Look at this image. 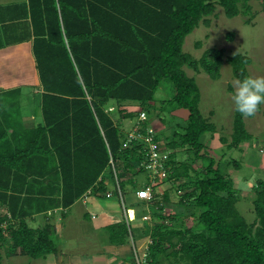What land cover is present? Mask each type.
I'll return each mask as SVG.
<instances>
[{
    "label": "trees",
    "instance_id": "16d2710c",
    "mask_svg": "<svg viewBox=\"0 0 264 264\" xmlns=\"http://www.w3.org/2000/svg\"><path fill=\"white\" fill-rule=\"evenodd\" d=\"M248 1L22 0L0 5V50L31 43L40 83L34 102L41 115L33 128L19 132V121H11L0 99V251L10 256L19 250L31 259L57 254L51 221L56 212L63 221L87 192L98 198L120 192L124 207V196L150 186L153 196L147 201L156 213L151 215L146 264H264V181L254 187L255 219L248 223L237 210L240 195L227 168L208 157L209 147L201 141L214 134L215 125L201 114L197 84L183 70L187 66L213 80L220 77L223 50L210 48L192 60L182 51L184 39L199 23L208 25L217 5L233 18L241 12L239 3H244L242 13L250 9ZM226 61L237 80L249 77V58L236 54ZM162 82H169L173 93L162 101L161 111L169 105L187 118L186 126L166 141L150 125ZM9 92L16 93L20 108L21 88L0 93V98ZM141 112L146 119L138 121ZM254 115L234 108L228 150L252 140L244 118ZM147 128L153 129L155 143H164L159 162L165 180L183 191L176 204L195 209L199 231L176 229L178 216L163 213L171 200L167 191L161 198L154 193L159 184L146 168L147 144L128 141L130 134L145 137ZM180 150L192 153L202 171L191 160L179 161ZM234 166L239 164L234 161ZM140 174L147 181L140 183ZM37 218L43 220L34 227ZM129 228L124 219L106 226L108 243L126 244Z\"/></svg>",
    "mask_w": 264,
    "mask_h": 264
},
{
    "label": "rangeland",
    "instance_id": "374dc122",
    "mask_svg": "<svg viewBox=\"0 0 264 264\" xmlns=\"http://www.w3.org/2000/svg\"><path fill=\"white\" fill-rule=\"evenodd\" d=\"M19 1L22 0H0V5ZM208 1L216 2L217 0ZM243 4L244 3L242 2L239 3V9L241 12L233 18L226 17L223 8L217 5L215 16L207 18L209 19L208 25L201 22L189 35L186 36L183 42L182 51L185 54L190 55L192 60H198L203 53L210 48L223 50L224 61L219 71L220 77L217 80L211 79L202 71L196 73L187 66H184L183 70L185 74L188 77L193 78L197 84L200 92L199 110L201 114L205 119L215 125V132L212 136L205 134L201 137V141L205 146L209 147L207 150V153L209 154L208 157L213 158L215 163H219L221 167L227 168L226 172L230 176L234 187L238 190L240 195V199L236 205L237 210L244 219L250 223L255 219V214L252 208V200L255 196L254 187L257 180L260 179L264 181V104H261L260 110L255 112L253 118H244L245 128L252 136V140L240 144L233 150H228L226 148L233 132L232 122L235 105L232 96L235 91V81L237 80L233 76L231 65L226 59L236 54L243 55L250 60L247 65L249 77H264V0H249L247 4L250 6V9L246 8L245 13H242L244 10V7H242ZM19 47L20 46H11L0 50V93L21 88V91H23L19 101L21 107L19 108L15 105L17 95L14 92H9L0 99L3 100V105L8 111V115L12 122L19 120L21 112L22 114L35 112L36 120L39 121L40 112L37 110L33 94L28 89L22 88L29 82H34V77L37 76V71L35 68L34 70L30 69L33 60H31L29 52L25 53V51H27L26 49L29 51V47L23 46V53L19 52ZM172 93V85L169 82H162L155 92L154 100L152 102L155 108H152L153 114L150 125L157 131V133L161 132L159 134L164 138V141H166V138L171 139L174 130H182V128L186 126L187 121L186 116L178 115L180 114L178 110L172 112V109L170 110L171 106L169 105L166 106L165 110L161 111L163 106L162 101L170 99ZM110 105L112 106L109 110L112 111V107L115 106V103L113 105V102H111ZM157 115L162 116L163 121H161ZM113 116L115 117L116 114L113 113ZM128 124L130 123L125 122L124 125L128 126ZM221 138L226 140V144L223 143ZM160 146V151L165 149L164 143L160 142ZM169 152L170 150H166V153ZM177 153L179 161L191 160V166L197 171H202L200 161H196L192 153L185 154L182 150ZM148 158H150V156H148ZM234 161L239 164V167L234 166ZM227 162H229V165ZM226 165H228V167H226ZM147 170L149 172V177H153L155 183L159 184L154 191L155 195L161 198L164 191H167L169 194L171 203L165 204L163 213H173L178 216L174 221V228L181 230L193 228V230L199 231L200 229L198 222L196 221V216H193L195 209L192 206L187 207L176 204L183 191H177L176 185L171 186V183L165 180V169L160 166V163L154 168V170ZM146 178L147 175L145 174H140L138 177L140 183L147 181ZM184 182L185 180L181 183ZM128 196L129 195L124 196V204L126 207H128L129 204ZM152 196L153 192H151V198ZM131 197L133 196H130V198ZM148 201L140 200V202H143V204H141L142 207L138 204L139 211L144 217L139 228L136 227V222L129 223V229L135 240V250H137L135 252H137L140 259L144 253L143 251H145V248L149 243L148 233L153 225L151 215L156 213L154 204L149 203ZM145 204L147 205L148 210L146 209ZM79 205L80 203H77L75 206L71 207L70 218L64 220V225L66 224L65 229L73 237L66 238L69 242L65 241L64 243L67 242L66 244H68L65 245L61 237L62 234L60 236L57 235L56 244L59 249H62V251L67 250L64 253L75 250L73 251L74 253L80 255L83 254V258L87 259L90 255L87 256L84 254L91 252L92 249H95L94 247H98V249L101 248L102 241L104 242V245L109 244L107 240L108 234L104 230L103 234H101V232H91V230L87 228V224H89L87 222H90L88 219H84L83 222H80L77 214H75L77 208L80 207ZM152 208H154V210ZM146 211H148L147 214ZM128 215L130 218L132 217L134 219V211L132 209H129ZM117 219H122L121 213L118 214ZM62 222V220L54 222L55 228L57 227L61 233H63V230H61L63 227L61 225ZM31 225L34 226L33 224ZM139 233L142 237L140 239H138ZM94 238L99 239L97 246L96 243H93L95 242ZM9 241L8 234H5V239L3 241L5 247H8ZM127 243L129 245L127 246V250L123 249L122 252L129 251L131 254L135 253L132 248L133 243L129 238ZM64 246L67 247L63 248ZM81 249L84 251L78 252V250ZM106 250L109 251V248ZM107 251L104 253H107ZM0 254L2 256L1 264H50L51 259H53L52 264H70V262H72L69 256L62 255L59 251L57 254H54V256L52 254L48 255L44 262H42V258L31 259L20 255L19 250H17L16 254L8 256L5 253V250L2 249ZM132 255L134 257V254ZM135 261L137 262L136 258ZM141 264H146L145 256H143ZM180 264H184V262H180Z\"/></svg>",
    "mask_w": 264,
    "mask_h": 264
},
{
    "label": "crops",
    "instance_id": "0c3cea01",
    "mask_svg": "<svg viewBox=\"0 0 264 264\" xmlns=\"http://www.w3.org/2000/svg\"><path fill=\"white\" fill-rule=\"evenodd\" d=\"M18 46H20L19 52H22V53L24 50L22 48L23 46L29 47V51H28V49H26L27 51H25V53L29 52V56H31L30 58H31V60H33L32 66H31V68L30 67L29 68L31 70H34L35 63H34V58H33V54H32L31 43H22V44L12 46V47H18ZM32 72H34V71H32ZM22 88L28 89L33 94V96L35 97V95L40 92V83H39L38 75L36 77H34V82H29L28 84H26V86H23ZM37 110L40 112L39 108H37ZM179 113H180V114H178L179 116H181V115L186 116V113H184L182 111H179ZM18 121H19V124L17 126V129L19 132L22 131V129L23 130H29L41 121V115H40V120L37 121L35 112L26 113V114H22V112H21V115H20ZM124 126L126 127V125H124ZM9 136H10L9 138H10V140H12V142H13V140L16 141V139L13 138V134L12 135L9 134ZM26 167H29V162L27 163ZM130 196H133V197L130 198ZM128 198H129L128 207H126L125 205L123 207L121 205L118 197L115 195H111L110 197L105 196V198H98V197L92 196L89 192L87 194L86 198L84 196H82V198H80L77 202H75L71 207L75 206L77 203H80V205H79L80 207L77 208L75 214H77L80 222H83L84 219L90 220V222H87V223H89V224H87L88 225L87 228H89L91 230V232H97V233L101 232V234H103L104 233L103 230L105 231L106 226L120 222V221H122V219H124L125 221H128L129 223H135L136 222V227L139 228L141 221L144 220V217H143L142 213L139 211V208H138L139 205L138 204L141 205V204H143V202H140V200L137 199L136 193L130 194L128 196ZM71 207L68 209L67 216L65 219H63V222L61 224L63 226L61 228V230H63V233H61V231H59L58 228L56 227V233H57L56 235L60 236L62 234L61 237H62L63 243L65 241H68V239H66V238L73 237L65 229L66 224L64 225V220H68L70 218ZM141 207H142V205H141ZM147 208L148 207L146 205V209ZM129 209H132L134 211V219H130V217L128 215ZM147 212L148 211H146V214H147ZM120 213L122 214V219L118 220L117 217H118V214H120ZM147 219H148V217H147ZM42 220H43L42 218H37L36 220H33L31 222V224H33L34 227H37L39 224L42 223ZM51 221L53 223L56 221H60V216L58 215L57 212L55 213V217L52 218ZM132 237L133 236L129 237V239L133 243L132 248L135 252L137 250H135L136 249L135 248V240ZM140 238H142V237H141V234L139 233L138 239H140ZM98 240H99L98 238H94L95 242H93V243H96V246L98 244ZM66 243H64V244L68 245ZM101 243H102L101 248L98 249V247H94L95 249H92L91 252L84 254L87 256L90 255L87 259L83 258V254L80 255L78 253H74L73 251H75V250L64 253L67 250L62 251V249L58 248V251L61 252L62 255L70 257V260L72 261V262H70V264H136V262H134V261H135V253L137 255V252L132 253V254H134V257L131 254V252H129V251L122 252L123 249L127 250V246H129L128 243H126L124 245H111V244L104 245L103 241ZM66 247L67 246H64L63 248H66ZM107 248H109L110 252L106 250ZM110 248H112V249H110ZM83 251H84L83 249L78 250V252H83ZM105 251H107V253H104ZM52 255L54 256V254H52ZM47 256L42 258V262L45 261ZM142 257H143V254H142ZM52 263H53V259H51L50 264H52Z\"/></svg>",
    "mask_w": 264,
    "mask_h": 264
},
{
    "label": "clouds",
    "instance_id": "9594fccd",
    "mask_svg": "<svg viewBox=\"0 0 264 264\" xmlns=\"http://www.w3.org/2000/svg\"><path fill=\"white\" fill-rule=\"evenodd\" d=\"M232 100L239 113L244 116H252L258 107L264 104V77L236 80ZM143 256H145L144 253ZM137 257H139L138 254ZM140 260L141 264L143 257Z\"/></svg>",
    "mask_w": 264,
    "mask_h": 264
},
{
    "label": "built area",
    "instance_id": "2783aa9c",
    "mask_svg": "<svg viewBox=\"0 0 264 264\" xmlns=\"http://www.w3.org/2000/svg\"><path fill=\"white\" fill-rule=\"evenodd\" d=\"M145 119H146L145 113L141 112L138 117V121H143ZM153 133L154 132L152 128H147L145 137H140L139 135L130 134L128 136V141H131L134 139H142L147 144L148 151L150 153V158H149V163L147 164L148 168L147 167L146 168L154 170V168L158 166V164L160 163L159 161L162 160L163 157H162V154L160 153L161 152L160 144L155 143L153 140ZM123 146L126 147L127 143H125ZM160 166H161V163H160ZM151 192L152 191H151L150 186H145L136 192V197L140 200H149L151 198ZM88 193L89 192H87L86 195H84L85 198ZM110 196H111L110 193L106 194V197H110ZM118 197L120 198L121 203H122V195L120 194V192L118 193ZM135 257L137 260V264H140L141 260L139 257H137L136 253H135Z\"/></svg>",
    "mask_w": 264,
    "mask_h": 264
}]
</instances>
